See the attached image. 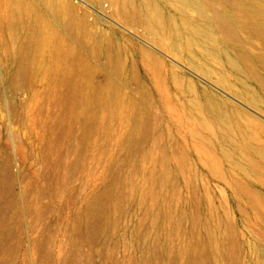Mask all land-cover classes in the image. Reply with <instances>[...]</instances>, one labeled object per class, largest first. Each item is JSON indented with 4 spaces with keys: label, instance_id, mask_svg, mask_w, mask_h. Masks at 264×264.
Instances as JSON below:
<instances>
[{
    "label": "rangeland",
    "instance_id": "374dc122",
    "mask_svg": "<svg viewBox=\"0 0 264 264\" xmlns=\"http://www.w3.org/2000/svg\"><path fill=\"white\" fill-rule=\"evenodd\" d=\"M6 1L0 0V237L10 232L11 264H199L187 261V247L209 242L220 245L207 264H264V0H204L227 30L182 12L174 0H135L134 17L124 13L125 0H57L58 15L39 0V34L14 32ZM66 3L79 23L76 41L64 28ZM147 7L161 15L159 26L143 21ZM238 10L257 11V25ZM192 25L205 33L188 42ZM54 33L74 49L77 80L69 89L66 55L49 52ZM23 45L32 48L30 74L12 85ZM80 85L102 99L95 117L56 124V99ZM196 97H210L234 116L249 134L253 164L201 126ZM140 126L142 135L134 130ZM100 194L108 196L105 214L90 229L86 213Z\"/></svg>",
    "mask_w": 264,
    "mask_h": 264
},
{
    "label": "bare ground",
    "instance_id": "6f19581e",
    "mask_svg": "<svg viewBox=\"0 0 264 264\" xmlns=\"http://www.w3.org/2000/svg\"><path fill=\"white\" fill-rule=\"evenodd\" d=\"M36 1H39V0H7L6 1L7 5H6V12H5V19L8 21L9 26L12 28L14 32L23 33L27 29H33L34 34L40 33L41 31L40 25H38L37 27H34L35 24L41 21L40 16H39L40 11L39 9H37L35 5ZM40 1L45 5L47 11L50 14L58 15L59 12H61V9L59 8V6H57V3H56L57 0H40ZM174 1L177 7L182 12L187 13L193 10L199 16L203 17L207 22L212 23L215 26L221 27L224 30L228 29V23L225 20V18L218 11L216 10L213 11L214 9L211 10L207 2H205L204 0H174ZM67 4L68 3L63 5L64 15H65L64 28L67 31L69 39L76 41L79 38H81L82 35L77 31L79 23L76 21L71 8ZM135 9H136L135 0H125L124 1V13L125 14H127L128 16L134 17ZM147 10H148V13L143 18V21L148 24H152L154 26H159L162 22L161 15L158 13L157 10L151 9L150 7H147ZM237 15L239 18H246L248 21L252 22L251 23L252 25H257L256 23H254V19L258 17L257 11L238 10ZM203 32L205 33V28L203 27L196 26V25L188 26V33H189L188 42L197 41L198 40L197 38H200ZM108 39L110 40V38ZM51 40L48 39L44 41L45 43L50 42V41L53 43L52 48H49L50 46L48 47L49 52L52 53L53 51L56 52L59 50H63L64 55H66V58L68 61V70L64 74V82L67 86V89H69L76 83V80H77L74 49L73 50H69L67 48L65 49L63 47V42H61V39L56 33L52 34ZM32 44H35L36 46L37 42L36 43L34 42ZM44 45L47 46L46 44ZM30 48L31 47L29 46V51H28V48L25 47L24 45L20 47L18 56L15 61L16 63V66L14 68L15 71L11 77L12 85H22L28 79V76L30 74V62H31L30 52L32 51V50L30 51ZM119 49L120 48H118V50ZM109 50L110 48L108 49V52ZM119 51L117 54L118 56H119ZM120 54L122 55V53ZM108 55H110V53ZM150 66L151 67L153 66V63L151 61H150ZM111 89H112L111 87L109 89L106 88L105 91L109 92ZM74 90L75 92L72 93L70 92L71 90H69L67 91V93H64L61 96V98H58V100L56 99L57 105L59 106L60 110L62 109V112L57 115L56 124L63 122V120H68L69 123H72V122L75 123L77 119L79 118V116L81 115L88 117V119L95 117V114H94L95 108L98 105H101L102 99L100 100V98L99 99L95 98L91 94L86 95L83 91L84 88L81 85L77 89L74 88ZM260 90L262 91L261 88ZM192 109L195 113H197L200 116L201 126L204 129H206L207 131H209L211 134L215 136H219L223 139H229L233 143V145H236L239 147L240 151L243 154L245 161H248L250 164H253V160L250 156L249 134L242 131L241 127L237 123L234 116L229 114L228 111L220 103H218L217 101H215L214 99L210 97H205L204 100L196 97L192 103ZM121 110L123 111L125 110V108L121 107ZM129 118L134 119L135 115L130 114ZM144 120L146 121V119ZM146 123L147 122L142 121L141 125H146ZM138 128L139 127H136L134 130L138 134L142 135V133L145 131V126L144 127L140 126V128L139 129ZM59 148H60L59 138H57V141L55 142V152H57V150L59 152ZM71 172H72V169L70 170L69 168L68 172H66V175H65L66 179L69 177ZM5 191L6 189L0 190V198L2 199L4 198V196L6 195ZM107 199H108L107 195L100 194V195H97L92 200L91 206L86 213V220H87L86 223H87V226L90 227V229L91 227H96L97 225H99L101 220L103 219V216L105 214L104 205L107 202ZM13 206L14 205H11V208ZM225 215L229 216L228 213ZM3 219L4 217L0 215V221H2ZM230 220H231V217L229 216V223L232 222ZM232 231H233L232 226L229 225L227 228H225L223 237L224 238L230 237ZM209 234H210V241L212 240L215 241L213 238L215 234L213 235L211 231H209ZM9 237H10V232L8 233L6 231H3L0 237V255L5 256L2 264H11L10 257L12 255V249L8 247V244H7ZM219 245L220 244L218 242H216L215 245L210 242L209 244L204 243L202 246H200L196 250H193L191 246H188L187 251H186L187 261L188 262H199V264H207L210 254L213 253L215 248L218 247Z\"/></svg>",
    "mask_w": 264,
    "mask_h": 264
}]
</instances>
